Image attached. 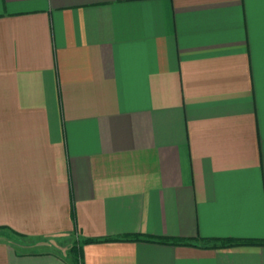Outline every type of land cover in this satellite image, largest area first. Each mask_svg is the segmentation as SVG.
Here are the masks:
<instances>
[{"label":"crops","instance_id":"1","mask_svg":"<svg viewBox=\"0 0 264 264\" xmlns=\"http://www.w3.org/2000/svg\"><path fill=\"white\" fill-rule=\"evenodd\" d=\"M0 264H264V0H0Z\"/></svg>","mask_w":264,"mask_h":264},{"label":"trees","instance_id":"2","mask_svg":"<svg viewBox=\"0 0 264 264\" xmlns=\"http://www.w3.org/2000/svg\"><path fill=\"white\" fill-rule=\"evenodd\" d=\"M140 238V236H135V235H129L127 238ZM109 238H105V240H107ZM148 239H152V238H148ZM98 240H104V239H98V238H85L84 239V242H93V241H98ZM156 240L158 241H161V242H170V243H190V241H187L185 239H182V238H171V237H159V238H156ZM227 244H231V243H262L261 240H258V239H241V240H237V239H233V240H229L227 239L226 242ZM73 252H74V255H76L75 258H78V250H76L75 248V244H73L71 246ZM77 253V254H76Z\"/></svg>","mask_w":264,"mask_h":264},{"label":"rangeland","instance_id":"3","mask_svg":"<svg viewBox=\"0 0 264 264\" xmlns=\"http://www.w3.org/2000/svg\"><path fill=\"white\" fill-rule=\"evenodd\" d=\"M67 245H66V247H64L63 249H65V250H63L64 251V253H68L69 254V252H68V250H69V247H70V244L71 243H66ZM74 244V243H73ZM72 244V245H73ZM65 245V244H64ZM73 251H72V248L70 247V253H72Z\"/></svg>","mask_w":264,"mask_h":264}]
</instances>
